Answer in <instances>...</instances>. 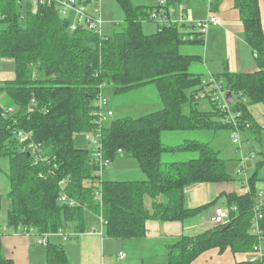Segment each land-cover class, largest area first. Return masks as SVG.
<instances>
[{
    "label": "trees",
    "instance_id": "1",
    "mask_svg": "<svg viewBox=\"0 0 264 264\" xmlns=\"http://www.w3.org/2000/svg\"><path fill=\"white\" fill-rule=\"evenodd\" d=\"M116 1L125 14V24L106 36L85 28L72 32L69 21L54 5L33 7L28 0H0V58L15 63V79L0 82V162L9 159L8 198L12 204L7 230L33 229L38 236H50L74 228L83 234L89 219L96 216L103 219L105 237L144 240L150 221L186 222L209 208L187 206L188 186L233 181L221 151L210 143L186 141L172 147L162 141L164 133L232 130L224 120L228 110L213 100H209V110L200 108L203 99H210L207 91L212 80L204 81V75L190 73V69L203 63V55L182 53L187 45L204 46V38L195 30L185 39L180 25L155 21L159 2L153 6ZM222 1L211 0L210 10L218 12ZM234 7L257 70H226L214 80L222 82V89L232 95L234 104L229 107L237 120H251L253 130L260 125L250 108L264 105L260 0H234ZM145 21L157 23L158 32L147 35ZM150 85L156 88L161 110L140 118L119 119L109 127L101 125L97 113L100 97L126 95ZM245 123L241 121L240 126L247 128ZM21 132L25 140L20 138ZM88 133H100L105 160L134 158L144 178L108 180L98 175L102 170L94 155L95 146L90 150L76 146L77 135L86 137ZM175 153H196L198 158L164 162L166 154ZM259 167H264V152ZM257 180L256 172L249 178L247 195L225 194L230 209L226 225L171 242L166 248L167 264H193L215 249L250 254L260 243L264 245V206L258 224L261 234H254L252 228L259 204ZM63 196L67 203L61 202ZM71 202L75 206H70ZM2 208L0 192V212ZM3 230L0 227V264H15L2 253ZM45 247L46 264H71L63 245L48 239ZM237 264H264V260Z\"/></svg>",
    "mask_w": 264,
    "mask_h": 264
},
{
    "label": "rangeland",
    "instance_id": "2",
    "mask_svg": "<svg viewBox=\"0 0 264 264\" xmlns=\"http://www.w3.org/2000/svg\"><path fill=\"white\" fill-rule=\"evenodd\" d=\"M208 1L209 0H182L183 4L185 5V10L189 13V17L185 18L186 20H184L185 24L187 25L186 28H182V25L180 26L183 32L190 33L193 31L195 24L204 17V14H206V5ZM133 2L135 5H154L159 1L133 0ZM95 6L101 7V21L103 22L101 27L102 31H104L103 29L105 27L107 31H109L111 27L112 29L115 27V31L116 29L120 30L123 28V25L125 24V14L116 0H93L92 4L89 6V10L93 11ZM167 6H170V2L167 3ZM168 10L169 9L167 8V11ZM168 16V20H170V12ZM63 18L68 19V17ZM156 24L157 23L155 22L145 21L143 23L144 32L146 34L155 33L157 30ZM202 37L206 41V35H202ZM223 47V44H217L214 48H212V50H210L209 55H214L215 53L221 52ZM195 49L196 52L198 51L197 54H203L205 51L204 46L199 47L187 45L182 48V53L185 55H195V53L192 52ZM242 63L244 66L253 63L249 51H246V55L242 54ZM219 68L220 65H215L213 67V71H218ZM0 72L11 75L14 74V61L0 58ZM190 73L205 75L206 71L202 63H197L190 69ZM211 80L220 83V81L216 79ZM223 94L227 98V94H229V92L226 90L223 91ZM107 98H109L111 102L108 107L104 108L103 112L107 114L108 111H112L114 115L103 120L102 123L104 127H109L112 122L119 119L140 118L163 108V104L160 101L156 88L153 85L144 87L126 95L113 96L109 94L107 95ZM209 100H211V98L203 99L201 101L200 108L202 110H209L211 108ZM232 105H230V107ZM230 107L228 108L227 116L224 119L226 124H228V126H230L232 129L230 132L221 131L215 134L213 132L194 131L164 133L162 135V141L166 146L176 147L184 144L186 141H200L204 143H210L215 149L221 151V157L227 161V170L233 176V181L223 184H192L186 189V199L188 198L189 205H192V207L209 205V208L202 214L203 219L206 217L204 216L205 214L207 215L211 213V211L215 212L216 209H222L226 212H230L226 202L225 194L232 192H237L239 194V192H241L244 188H248L249 178L252 177L256 172L258 173V180L256 181V193L258 196L262 195V198L264 199V167H259V163L263 161L264 152V105L257 104L250 108V112L254 121L261 126H256V129L253 130H251V120L247 121V123H245L246 121L244 120L238 121L237 115H235L234 111H232ZM184 111L188 114L189 107H186ZM241 113L243 116V112ZM241 121L245 123L247 128H242L240 126ZM236 132L238 133L240 139L238 144H235L233 141V135ZM254 133L262 136V138L258 139ZM94 137L98 138L99 134H94ZM76 146L82 149H89L90 147L84 135H77ZM196 158H198V154L196 153L166 154L164 156V162H183ZM8 171L9 159L5 157L0 162V192L3 195V208L0 212V216H2L3 219L8 215V211L12 207L11 201L8 198V194L10 192V182L7 175ZM98 175H104V177L108 180H140L144 178L137 160L131 157L117 159L116 161L112 162L107 169L99 172ZM199 220L200 219H197V221ZM94 228L97 229V233L100 235L102 233V229L104 230V227L102 228V224H100L98 220L97 223L94 222L93 226L90 224L87 225L86 234H93ZM71 233L73 232L71 231ZM73 243L74 241L71 240L67 243V245ZM249 255L251 256L252 253ZM147 264H154V262L152 259H149Z\"/></svg>",
    "mask_w": 264,
    "mask_h": 264
},
{
    "label": "crops",
    "instance_id": "3",
    "mask_svg": "<svg viewBox=\"0 0 264 264\" xmlns=\"http://www.w3.org/2000/svg\"><path fill=\"white\" fill-rule=\"evenodd\" d=\"M172 1L173 3L170 0L167 1L168 3L170 2L168 9L171 18L178 21L179 25L183 26L182 28H186L187 25L184 20L189 17V13L185 10V5L182 0ZM156 4L158 5V3ZM156 4L153 6H157ZM210 4L211 0L206 5V14L199 19L200 21L206 20L214 15L219 20V26L212 28L205 38V51L202 54V64L206 71L204 81L214 79L216 75L222 74L226 70L233 73L255 72L257 70L255 55L244 39V28L239 11L234 7V0H223L219 11L216 13L210 10ZM260 7L264 28V0H260ZM156 26L157 30L155 33L158 32V25L156 24ZM105 28L102 34L106 36L112 35L115 31V27L113 29L111 27L109 31ZM195 30L194 27L193 31ZM155 33L147 34L153 35ZM190 33L184 32V37L190 38L188 36ZM217 44H223V50L214 55H209L210 50ZM246 51H249L253 63L244 66L242 54L246 55ZM192 52L198 53L196 49ZM215 65H220L218 71H213ZM14 79L15 72L12 75L0 72V82ZM261 138L262 136H259L258 139ZM186 204L189 208L199 207L189 205L188 198ZM214 213L211 211V213L204 215L206 216L204 219L202 218L203 215H201L186 222L150 221L147 224L148 233L144 240H115L97 232H93V234H86V232L77 234L72 228L70 231H64V234L69 236L67 240L64 239L63 235L56 234L49 237V242L63 245L71 264H147L149 259H152L154 264H167V246L183 235L195 236L210 229L209 221ZM197 219L200 220L197 221ZM98 220L99 218L93 216L89 219L88 225L93 226L94 222L97 223ZM6 222L7 216L4 219L0 216V227L4 229L2 236V253L4 257L12 260L15 264H46V247L39 244L38 234L27 236L11 229L7 230ZM71 240L74 243L67 245ZM121 253H124L126 258H120ZM251 256L249 254H234L231 250H226L222 253L219 249H215L200 256L193 264H237L249 261Z\"/></svg>",
    "mask_w": 264,
    "mask_h": 264
},
{
    "label": "built area",
    "instance_id": "4",
    "mask_svg": "<svg viewBox=\"0 0 264 264\" xmlns=\"http://www.w3.org/2000/svg\"><path fill=\"white\" fill-rule=\"evenodd\" d=\"M28 1L33 5V7H38L39 5H47V6L54 5L58 9L59 15L63 17H68V19L66 20L69 21L70 30L72 32H76L80 30V28H85L87 30L94 31L95 33L102 34L101 27L103 25V22L101 21V8L98 6H95L93 11H90L89 6L91 4L88 5L86 4V1H81V0H28ZM159 4H160L159 15H155L154 17L155 21L161 22L166 26L179 25V22L175 21L171 17L170 20H168L169 10L167 11V7H166L167 1L160 0ZM217 26H219V20L216 16L212 15L210 16V18L206 20L198 21L195 24V29L202 35H207L212 28ZM223 91L224 90L222 89V82L217 83L216 81L212 80L211 86L208 88L207 93L210 96L211 100H213L220 108L228 110L230 104L228 103V97L226 98L224 96ZM110 102L111 101L109 100V98H107V96L100 97L98 99L99 109L97 113L99 115V120L102 126H103L102 123L103 120H105L108 117H112L114 115L112 111H108L107 114L103 112L104 108L110 105ZM12 111L13 109L10 110V112ZM94 134H99V137L98 138L94 137ZM94 134H87L86 140L88 141L90 146L93 145L95 146L94 155L96 156V160L99 162L101 166V170L104 171L105 168L109 167L112 162L109 160H105L103 158L102 152L100 151V146H101L100 133H94ZM19 136L22 140L26 139V135L24 132L19 133ZM233 141L235 144H238L240 142L237 132L233 135ZM62 185L64 186V184ZM249 193H250L249 187L244 188L241 191V194L244 195H247ZM61 202L67 203L68 199L65 196H63ZM70 206H75V203L71 202ZM263 206H264V199L262 198V195H260L259 204L255 209L256 218L254 221V225L252 226L253 233L256 235L261 234L260 227L258 224H259V220L262 218V215L260 213L261 210L260 208ZM235 210L236 209H234V211ZM228 222H229V213L222 209H216L215 213L210 218L209 225L211 228H214L219 225H226ZM100 223L103 225L102 218H100ZM93 231L97 232V229L94 228ZM19 232L24 233L27 236H31L35 234V230L33 229L29 231H23L22 229H19ZM60 234L63 235L65 240L69 238V236L67 234H64V232H60ZM50 236L49 235L39 236L38 237L39 244L46 245L48 243V239ZM120 258L122 259L126 258V255L124 253H121ZM261 260H264L263 243H260L258 246L254 248V251L252 252V256L249 259V261L251 262H256Z\"/></svg>",
    "mask_w": 264,
    "mask_h": 264
},
{
    "label": "water",
    "instance_id": "5",
    "mask_svg": "<svg viewBox=\"0 0 264 264\" xmlns=\"http://www.w3.org/2000/svg\"><path fill=\"white\" fill-rule=\"evenodd\" d=\"M19 1L21 2L22 0H19ZM228 103H229L230 105L234 104V100H233L231 94L228 95Z\"/></svg>",
    "mask_w": 264,
    "mask_h": 264
}]
</instances>
